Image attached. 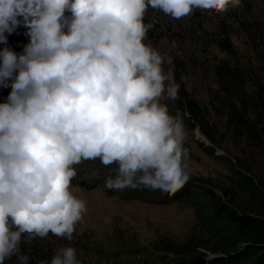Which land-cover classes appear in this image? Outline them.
Returning a JSON list of instances; mask_svg holds the SVG:
<instances>
[{
  "label": "clouds",
  "instance_id": "1",
  "mask_svg": "<svg viewBox=\"0 0 264 264\" xmlns=\"http://www.w3.org/2000/svg\"><path fill=\"white\" fill-rule=\"evenodd\" d=\"M242 0H0V44L18 27L29 43L0 50V264L25 239H72L86 203L71 191L82 160L117 164L110 190L139 186L176 193L189 180L182 120L165 99L179 85L146 44L149 7L179 20L194 9L238 8ZM69 13L70 15H66ZM40 264H80L72 246Z\"/></svg>",
  "mask_w": 264,
  "mask_h": 264
},
{
  "label": "rangeland",
  "instance_id": "2",
  "mask_svg": "<svg viewBox=\"0 0 264 264\" xmlns=\"http://www.w3.org/2000/svg\"><path fill=\"white\" fill-rule=\"evenodd\" d=\"M144 23L153 25L144 43H150L164 57L165 72L171 70L179 85V98L162 103L167 104L170 115L179 114L182 120L187 149L183 165L190 178L176 193L165 195L156 203L127 200L109 193L105 182L92 189L72 185L71 191L85 201L87 210L76 224L71 240L49 233L47 246L55 250L53 254L61 247H74L80 264H225L220 258L241 250V238L231 224L216 219L214 212L204 211V207L213 201L229 200L241 212L258 215L249 209L258 205L259 193H242L238 172L252 176L259 188L264 187V118L261 140L252 147V142L228 128L226 107L230 100L220 90L219 66L228 62L264 78L257 53L264 48V36L255 37L246 29L251 25L264 29V0H242L240 7L215 14L194 9L179 20L149 7ZM26 33L23 26L11 35L6 33L7 44H0V50L8 47L22 54L29 42ZM224 36L231 39L233 54L219 49ZM10 92V87H0V103ZM185 96L202 111L195 128L186 118L194 121L191 114L181 111L179 99ZM207 135L213 137V142ZM95 173L91 171L92 175ZM193 183L214 194L197 196ZM164 241L189 242L194 255L204 261L196 258L186 263L184 258L158 252L157 245Z\"/></svg>",
  "mask_w": 264,
  "mask_h": 264
},
{
  "label": "trees",
  "instance_id": "3",
  "mask_svg": "<svg viewBox=\"0 0 264 264\" xmlns=\"http://www.w3.org/2000/svg\"><path fill=\"white\" fill-rule=\"evenodd\" d=\"M250 34L255 37L264 36V29L261 26L251 25L246 27ZM29 43V42H28ZM27 43V44H28ZM219 49L226 53L233 54L234 46L227 36H224L218 44ZM264 47V44L262 45ZM261 56L264 70V48L258 50ZM247 70V69H246ZM219 86L220 90L227 99L230 100L227 109V124L228 128L239 134L245 140L252 142L249 146L252 147L261 140V126L264 118V78L253 71L241 69L237 66H232L228 62H224L219 66ZM7 97L5 99V102ZM176 101V100H175ZM179 104L181 111L186 114H191V121L188 117V122L193 128L197 126L200 121L202 111L198 105L190 99V97H180ZM251 116H254L253 118ZM185 118V117H184ZM208 139L213 142V137L207 135ZM77 172L76 177L72 180V185H78L82 188L92 189L100 186L109 177H115L117 164L105 166L99 159L96 160H82L79 164L73 166ZM95 170L94 175L91 171ZM238 177L241 181L239 190L246 195L259 193L260 201L258 205L250 207L251 214H258L257 216H249L247 212H241V208L231 205V201L226 203L217 200L209 203L204 207V211L214 212L215 218L231 224L236 229L237 235L241 238L243 248L241 250H234V252L225 253L222 258L225 264H264V187L259 188L254 182L252 176L238 172ZM201 182V181H200ZM192 183V182H191ZM195 194L197 196L213 195L214 192L208 190L205 186L196 187ZM205 192V193H202ZM109 193H116L127 200H140L143 202H160L165 196L158 190H152L143 186L135 189L125 188L123 190H109ZM236 209V210H235ZM49 243L47 238L36 237L31 241L27 239L21 244V253L29 257V264H40L41 261H50L53 252L55 251ZM189 242L185 243H170L164 241L157 245V251L164 254L171 253L179 258H184L186 263H191L192 259L199 258L194 255L193 249ZM194 256V258H193ZM220 259H215L218 261ZM200 261H204L200 259ZM5 264H18L17 257L5 262Z\"/></svg>",
  "mask_w": 264,
  "mask_h": 264
}]
</instances>
